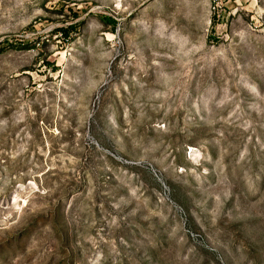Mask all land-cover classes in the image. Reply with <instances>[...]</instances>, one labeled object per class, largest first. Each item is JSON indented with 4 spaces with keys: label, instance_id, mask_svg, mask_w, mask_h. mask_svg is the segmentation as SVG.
<instances>
[{
    "label": "rangeland",
    "instance_id": "obj_1",
    "mask_svg": "<svg viewBox=\"0 0 264 264\" xmlns=\"http://www.w3.org/2000/svg\"><path fill=\"white\" fill-rule=\"evenodd\" d=\"M0 264H264V0H0Z\"/></svg>",
    "mask_w": 264,
    "mask_h": 264
},
{
    "label": "trees",
    "instance_id": "obj_2",
    "mask_svg": "<svg viewBox=\"0 0 264 264\" xmlns=\"http://www.w3.org/2000/svg\"><path fill=\"white\" fill-rule=\"evenodd\" d=\"M70 27H71V25L70 26H67L65 29L64 28H62V27H56L54 30H53V32H57V33H59V32H62V34L63 35H65L66 34V29H70Z\"/></svg>",
    "mask_w": 264,
    "mask_h": 264
}]
</instances>
